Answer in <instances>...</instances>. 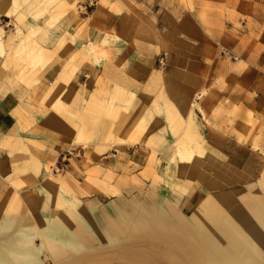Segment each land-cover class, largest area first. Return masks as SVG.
<instances>
[{
	"label": "rangeland",
	"instance_id": "1",
	"mask_svg": "<svg viewBox=\"0 0 264 264\" xmlns=\"http://www.w3.org/2000/svg\"><path fill=\"white\" fill-rule=\"evenodd\" d=\"M72 1L77 15L86 13V7L79 3L80 0ZM146 1L147 4L128 6L129 11L138 9L142 15L139 20L128 19L125 22L129 25L127 40L132 41L138 36L156 46L154 68L144 84H137L133 75L127 72V62L119 59L114 64L126 83L123 78L119 80L107 74L97 79L92 92L85 91L83 104L72 113L78 115L89 99H97L108 107L114 105L118 115L107 120L105 129L109 130V125L112 129L104 140L98 139L91 142V146H83L82 142L74 143L72 139L74 144L68 146V150L82 148L80 155L72 154L68 160L73 172L70 167L62 166L68 161L62 162L61 156L60 163H41L26 145H11V152L22 150L28 157L13 164L11 175L5 177L13 192L9 190L5 194L0 190V221L16 203H19L15 208L17 214L27 213L40 225L49 218L51 211L58 210L64 214L69 199L74 198L85 212L94 215L102 209L112 212L114 203L122 206L146 201L153 196V190L167 205L171 194L178 193V213L186 214L199 208L206 178L200 176L197 188L189 197L179 193L173 184L175 163L177 166L182 164L177 139L183 124L179 120L180 126L175 127L172 122L176 110L171 100L176 97L193 110L195 134L211 151L209 159L199 155L204 160L201 167L205 173L219 170L229 181L224 188L209 190V196L226 192L237 201L246 196L257 202L264 196V0H162L157 5H153L155 0ZM101 4L106 6V1L101 0ZM35 6L39 11L49 8L47 2ZM117 7L120 8L110 5L111 10L119 12ZM156 7L158 10L153 14ZM68 15L58 12V17L48 25L46 22L50 16L42 12L37 17L39 28L32 34L25 31L19 22H10L11 18L2 20L3 39L10 38L11 43L0 50V54L5 55L2 68L9 73V82L21 81L26 88L32 89L34 95L37 94L40 73L48 65L26 64L24 61L17 70L11 51L16 49L20 38L29 33L36 44H42L45 51L50 52V60L46 63L50 65L61 54L59 50L71 48L78 34L86 28L87 21L80 20L75 35L65 30L54 38L55 32L67 23L65 17ZM4 28L11 29L6 31ZM19 28L24 33L18 34ZM5 33L8 34L6 38ZM49 41L52 47L48 48L45 45ZM109 45L107 38L99 44L88 41L86 46L79 47L70 55L58 72L55 84L53 81L45 94L47 104H53L52 112H58V98L69 87L81 64H99L102 60L112 63L107 49ZM161 58L162 63L159 62ZM202 87L212 95H198ZM39 100L43 106H48L42 94ZM69 105L67 102L63 107L68 109ZM201 106L210 125L205 123ZM143 109V115L137 120V110L141 112ZM36 162L39 163L38 168H35ZM40 168L39 175L37 170ZM27 172L38 176L40 181L38 177L36 180H21L19 175ZM191 172L199 177L198 171ZM62 177L69 182L71 189L64 190L61 181L56 180ZM179 179L184 180L182 177ZM24 191L32 193L33 197L24 196ZM58 197L64 204L55 207ZM187 199L192 200L189 207H185ZM34 240L36 244L40 243L39 237ZM40 253L49 258L46 250L41 249ZM106 256L112 257L113 253Z\"/></svg>",
	"mask_w": 264,
	"mask_h": 264
},
{
	"label": "bare ground",
	"instance_id": "2",
	"mask_svg": "<svg viewBox=\"0 0 264 264\" xmlns=\"http://www.w3.org/2000/svg\"><path fill=\"white\" fill-rule=\"evenodd\" d=\"M43 2H47L49 8L39 11L35 5ZM75 11L72 0H0V17L19 22L30 34L38 30L35 20L42 12L49 14L46 22L49 25L58 17V12L73 15ZM16 32L24 33L22 28ZM29 33L20 38L16 49L11 51L17 70L24 61L49 65L46 63L50 52L45 51L42 44H36ZM10 44V38L3 39L0 26V50ZM25 50L26 56L23 55ZM197 94L212 95L206 87L200 88ZM171 105L176 110L173 125L178 127L179 120L183 124L177 139L182 164L175 163L173 184L179 193L189 197L201 177L206 178L199 208L186 214L178 213V193L171 194L167 205L153 190L155 197L146 201L122 206L114 203L112 212L102 209L91 215L73 198L68 200L64 214L51 211L49 218L39 225L27 213L17 214L15 208L19 203H16L0 221V264H264V196L258 202L246 196L237 201L226 192L210 197L209 190L224 188L229 181L223 172L205 173L201 167L204 160L199 155L209 159L211 151L195 134L193 110L178 97L171 100ZM72 111L71 107H62L53 114L75 129L74 143L82 142L83 146L104 140L112 129L111 125L109 130L105 129L107 120L118 115L114 105L108 107L97 99H89L78 115ZM200 112L206 125H210L202 106ZM38 167L36 162L35 168ZM191 170L198 171L199 177ZM40 172L41 168L37 174ZM57 179L64 190L72 188L65 178ZM63 204L58 197L55 207ZM35 237H39V244L35 243ZM41 249L48 252V259L42 256ZM109 252L113 253L112 257L106 256Z\"/></svg>",
	"mask_w": 264,
	"mask_h": 264
},
{
	"label": "crops",
	"instance_id": "3",
	"mask_svg": "<svg viewBox=\"0 0 264 264\" xmlns=\"http://www.w3.org/2000/svg\"><path fill=\"white\" fill-rule=\"evenodd\" d=\"M106 6L101 4V0H80L83 6L86 7V13H75L68 15L65 18L67 23L60 27L54 34V38L61 35L65 30L70 35H75L78 31L80 20L87 21L86 28L78 34L76 42L68 50L64 48L59 50L58 58L46 67L40 73L41 81L38 84L37 94L32 93V89L26 88L21 81H8L9 73L2 68L4 64L5 55L0 54V190L1 193L13 192L12 186L8 184L5 177L11 175L13 164L20 162L27 158L28 154L25 151H10V146L22 147L26 145L31 153L36 156L41 163H51L59 161V155L68 150V146L72 145V134L75 129L67 126L66 122L53 114V104H47L45 94L50 84L56 78L58 72L61 70L66 60L70 55L79 49L81 46H86L88 41L101 43L103 38H107L110 45L107 47L108 52L111 53L112 63H106L102 60L99 64H92L84 62L79 66L77 72L73 74L71 84L65 88L58 100L59 109H61L67 102L73 111H76L79 106L83 104L84 93L86 90L92 92L95 89L96 81L99 77L112 74L113 77L121 80L122 73L119 68L115 66L114 62L125 60L127 62V72L133 75V79L137 84L143 85L147 75L154 68L153 53L156 50L155 44H151L140 37L133 38L132 41L127 40V33L129 25L125 22L129 19H140L141 11L134 9L129 11L127 9L131 4L142 5L147 4L146 0H105ZM162 0H155L153 5L161 3ZM110 5H117L120 8L119 12L110 9ZM89 6V7H88ZM157 7L153 14H156ZM64 17V16H62ZM62 17H60L62 19ZM5 16L0 17V25ZM60 18L58 20H60ZM38 19L35 20L37 24ZM43 21H39L40 23ZM122 22H124L122 24ZM38 25V24H37ZM5 29V28H4ZM9 29H5L9 31ZM193 33V31L191 32ZM114 34L115 36H112ZM190 35V33H189ZM8 34H4L6 38ZM54 38L51 40L54 41ZM46 43V47H52V42ZM8 51V48H4ZM12 70V69H11ZM13 76V74H12ZM16 79V78H15ZM242 83L241 77H238ZM123 81L126 83L125 78ZM135 84V83H134ZM121 88V87H120ZM45 103L51 107L43 106L40 103V96ZM241 99V97H240ZM138 117L144 113V109L137 110ZM125 114V113H124ZM135 124V123H134ZM127 122L126 127H128ZM64 127V128H63ZM66 127V128H65ZM18 143V144H15ZM130 148V147H127ZM104 155V154H103ZM106 157V156H105ZM71 160V159H70ZM78 161L77 159H75ZM74 160V161H75ZM34 163V162H33ZM62 164V163H61ZM62 166L70 167L73 172V166L70 161L64 162ZM39 175L41 173H38ZM36 175L31 172L20 174L21 180H36ZM38 181L39 177L37 178ZM9 187L11 189H9ZM24 196L33 197L32 193L24 191ZM192 200L185 202V207H189Z\"/></svg>",
	"mask_w": 264,
	"mask_h": 264
},
{
	"label": "built area",
	"instance_id": "4",
	"mask_svg": "<svg viewBox=\"0 0 264 264\" xmlns=\"http://www.w3.org/2000/svg\"><path fill=\"white\" fill-rule=\"evenodd\" d=\"M159 62L162 63L163 58H161L159 60ZM81 150H82V148L67 150L65 152H62L59 156H61L60 158H61L62 162H64L65 160L68 161L71 158L72 154L77 155V156L80 155ZM72 151H74V153ZM58 163H60V162H58ZM58 169H59V167H58Z\"/></svg>",
	"mask_w": 264,
	"mask_h": 264
}]
</instances>
